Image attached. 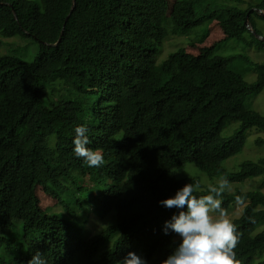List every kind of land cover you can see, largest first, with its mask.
<instances>
[{"label": "trees", "instance_id": "16d2710c", "mask_svg": "<svg viewBox=\"0 0 264 264\" xmlns=\"http://www.w3.org/2000/svg\"><path fill=\"white\" fill-rule=\"evenodd\" d=\"M72 1L0 0V35L38 44L31 61L0 52V245L11 254L0 250V264H28L36 251L47 264H115L130 251L161 264L181 237L164 232L180 209L159 202L188 182L207 194L188 164L229 182L264 174V157L236 171L223 166L251 128L264 130V114L246 103L264 89V63L249 83L232 69L236 56L216 53L230 39L264 51L245 24L249 13L260 34L255 16H264L220 0H76L70 13ZM204 23L203 38L157 64L168 36ZM81 124L104 156L98 168L73 151ZM221 199L226 211L246 202L232 220L236 258L264 264V192L236 189ZM90 212L115 220L89 234ZM18 221L23 240L5 233Z\"/></svg>", "mask_w": 264, "mask_h": 264}, {"label": "clouds", "instance_id": "9594fccd", "mask_svg": "<svg viewBox=\"0 0 264 264\" xmlns=\"http://www.w3.org/2000/svg\"><path fill=\"white\" fill-rule=\"evenodd\" d=\"M89 129L81 124L75 128L73 151L83 158L89 167H100L104 163L101 151L89 147ZM199 184L185 183L174 196L159 203L169 209H180L164 223V232L169 230L181 237V242L161 264H240L236 258L239 235L227 211L221 207L222 196L230 191V182L221 176L215 184H209L207 194L197 195ZM237 196L236 200L240 201ZM186 209V210H185ZM28 264H47L43 255L36 251ZM115 264H147L146 260L130 251Z\"/></svg>", "mask_w": 264, "mask_h": 264}, {"label": "rangeland", "instance_id": "374dc122", "mask_svg": "<svg viewBox=\"0 0 264 264\" xmlns=\"http://www.w3.org/2000/svg\"><path fill=\"white\" fill-rule=\"evenodd\" d=\"M220 1L227 4H237L244 8L248 7V4H251L254 8L257 3L261 2V0ZM199 8L200 7H198L197 5L195 6V9L197 11L199 10ZM255 22L256 28H258L260 31V35L264 37V18L255 16ZM207 29L208 23H204L186 32L185 34H179L178 36H168L163 49L162 47H159L158 49L157 64L160 65L169 56V53L175 51L177 48L186 45L191 41L203 38ZM246 37L248 39L251 38L249 33H246ZM0 40V52L2 54H15L21 56L27 61H31L34 59L37 53L38 44L31 37L7 38L0 35ZM216 53L222 56H236L237 58L233 63L232 69L243 73L245 80L249 83H253L257 79V72L254 65L256 63H264V51H260L256 48V46H249L243 42L237 41L236 39H230L227 42L222 43ZM246 103L248 104V107H251L264 114V89L256 96H248ZM239 126V121L231 122L223 130L222 136L225 138L230 137L235 132V129ZM262 157H264V130H258L254 127L249 130V134L243 150L225 160L223 162V166L226 167L228 171H236L239 168V164L241 162L248 159L257 161ZM187 168H189V172L192 175L200 176L203 188L206 189L208 188L209 184H215L220 178V176L215 178L208 177L192 163L188 164ZM236 189H240L242 191L261 189L264 192V174L258 177L250 178L242 183L230 182V191L227 192H234ZM245 204L246 202L241 201L236 203L235 205H232L231 208L227 210V213L231 220L241 215ZM102 215L101 218H97V215H95L93 212H90L89 221L87 224L89 234L98 232L105 226L113 223L115 220V214L113 213L108 212ZM22 224L23 223L21 221L16 222L15 226L12 227L10 231H7L5 233L10 237H15L18 238V240H23ZM0 250L7 254H10V252H7L2 244L0 245Z\"/></svg>", "mask_w": 264, "mask_h": 264}, {"label": "water", "instance_id": "95a60500", "mask_svg": "<svg viewBox=\"0 0 264 264\" xmlns=\"http://www.w3.org/2000/svg\"><path fill=\"white\" fill-rule=\"evenodd\" d=\"M75 4H76V0L72 1V8L70 13L72 12V10L75 8ZM252 10H258L259 13H261L264 16V9H259V8H252ZM249 13L247 14V18L245 20V24L247 26V28L253 33L255 34V36H257L259 39H262L264 41V37H262L259 33H257V31L255 30V28L253 27V24L250 22L249 17H248ZM69 16V15H68Z\"/></svg>", "mask_w": 264, "mask_h": 264}]
</instances>
